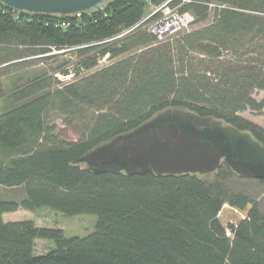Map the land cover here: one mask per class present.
Masks as SVG:
<instances>
[{"label":"trees","instance_id":"1","mask_svg":"<svg viewBox=\"0 0 264 264\" xmlns=\"http://www.w3.org/2000/svg\"><path fill=\"white\" fill-rule=\"evenodd\" d=\"M164 2L192 21L158 39L148 30L158 14H144ZM64 54L57 68L30 70ZM258 91L264 0H109L67 16L0 4V264H264V215L250 187L264 179L225 164L153 176L93 174L76 162L167 107L221 118L264 144V128L239 115L264 109ZM19 208L90 214L95 226L64 237L3 221ZM39 237L55 247L32 253Z\"/></svg>","mask_w":264,"mask_h":264},{"label":"water","instance_id":"2","mask_svg":"<svg viewBox=\"0 0 264 264\" xmlns=\"http://www.w3.org/2000/svg\"><path fill=\"white\" fill-rule=\"evenodd\" d=\"M109 0H0L16 12L75 15L99 12ZM93 174L124 172L153 176L207 174L222 164L242 178L264 179V144L250 131L221 118L167 107L131 130L80 156Z\"/></svg>","mask_w":264,"mask_h":264},{"label":"rangeland","instance_id":"3","mask_svg":"<svg viewBox=\"0 0 264 264\" xmlns=\"http://www.w3.org/2000/svg\"><path fill=\"white\" fill-rule=\"evenodd\" d=\"M154 5H147L145 10V16H148L154 10ZM59 51H52L51 53H57ZM68 54L60 55L55 58H50L46 64L38 63L36 65H31L30 70L32 69H39L43 68L46 65L51 69L57 68L62 64L65 58H70ZM103 60V59H102ZM107 61H102L101 64ZM58 79L63 81L68 80L71 75L62 76L61 73H55ZM7 91V90H6ZM264 95V91L255 92L254 96L256 99H260ZM5 103L4 99L0 98V113L4 110ZM241 117L244 119L257 124L264 128V109L261 112H255L251 110H245L239 113ZM57 122V128L59 132H64L67 134L68 137L73 138V135L69 133V131L63 127L60 121ZM250 187L253 189V195L255 196L259 210L262 215H264V185L263 184H250ZM4 195H7L4 192ZM2 219L5 222H20V221H27L30 222L34 227L37 228H44V229H51V230H58L62 232L64 237H71V236H79L83 237L89 234L95 226V216L93 215H78L68 217L63 215L60 212L55 210L47 209V208H40L36 210H27L19 208L14 212L6 213L2 215ZM55 247V242L49 238H36L33 240L32 243V253L34 254H43L48 250Z\"/></svg>","mask_w":264,"mask_h":264},{"label":"built area","instance_id":"4","mask_svg":"<svg viewBox=\"0 0 264 264\" xmlns=\"http://www.w3.org/2000/svg\"><path fill=\"white\" fill-rule=\"evenodd\" d=\"M155 13L158 16L148 25V30L155 34L158 39H163L186 28L192 21L189 13L179 14L175 9L169 7L167 2L156 6L150 15Z\"/></svg>","mask_w":264,"mask_h":264}]
</instances>
